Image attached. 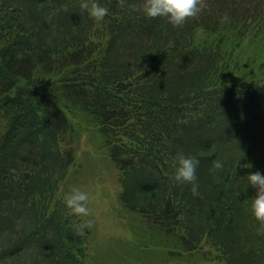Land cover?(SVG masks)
Instances as JSON below:
<instances>
[{
	"label": "trees",
	"instance_id": "1",
	"mask_svg": "<svg viewBox=\"0 0 264 264\" xmlns=\"http://www.w3.org/2000/svg\"><path fill=\"white\" fill-rule=\"evenodd\" d=\"M81 2L0 0V264L89 262L62 199L83 138L130 218L108 264H264L248 182L264 175V0H206L181 27L143 0H98L101 22ZM180 153L198 196L174 179Z\"/></svg>",
	"mask_w": 264,
	"mask_h": 264
},
{
	"label": "rangeland",
	"instance_id": "2",
	"mask_svg": "<svg viewBox=\"0 0 264 264\" xmlns=\"http://www.w3.org/2000/svg\"><path fill=\"white\" fill-rule=\"evenodd\" d=\"M92 144L95 147L94 142L86 138L76 144L79 161L77 167L82 168V171H72L62 186V194L73 186L90 192L89 207L93 210L94 225L90 229L91 254L89 250L90 259L87 264H108L113 259V254L118 253V245L121 240L124 247L128 245L127 241L134 240L131 239L129 230L130 218L126 220L127 213L118 200L119 174L109 166V162L94 152ZM196 258L198 256L193 258L184 256L182 263L211 264ZM193 259L196 260L192 261Z\"/></svg>",
	"mask_w": 264,
	"mask_h": 264
},
{
	"label": "clouds",
	"instance_id": "3",
	"mask_svg": "<svg viewBox=\"0 0 264 264\" xmlns=\"http://www.w3.org/2000/svg\"><path fill=\"white\" fill-rule=\"evenodd\" d=\"M121 7H124V0H119ZM80 7L88 12V15L96 22H101L109 14V9L102 6L98 0H82ZM129 8L136 9V5L129 4ZM208 7L206 0H143L140 10L151 19L166 18L173 27H181L188 20L195 19ZM228 22V17H221V23ZM199 160L192 156H185L182 153L175 157L174 179L180 183H190L192 194L199 195V185L196 183V169ZM223 164L220 160L213 161V168L220 169ZM250 167V165H245ZM248 182L256 189L251 201L250 212L255 221L258 222L256 232L264 235V175L256 172L248 175ZM63 202L69 210V214L81 218L76 226V232L80 236L86 235V230L94 225L93 210L89 207L91 194L81 187L73 186L69 191L62 194Z\"/></svg>",
	"mask_w": 264,
	"mask_h": 264
}]
</instances>
